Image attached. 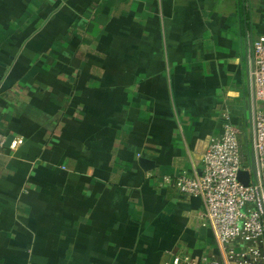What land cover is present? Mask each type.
<instances>
[{
	"label": "crops",
	"instance_id": "crops-1",
	"mask_svg": "<svg viewBox=\"0 0 264 264\" xmlns=\"http://www.w3.org/2000/svg\"><path fill=\"white\" fill-rule=\"evenodd\" d=\"M261 35L264 0H0V264L221 259L164 177L201 174L226 113L252 148Z\"/></svg>",
	"mask_w": 264,
	"mask_h": 264
},
{
	"label": "built area",
	"instance_id": "built-area-1",
	"mask_svg": "<svg viewBox=\"0 0 264 264\" xmlns=\"http://www.w3.org/2000/svg\"><path fill=\"white\" fill-rule=\"evenodd\" d=\"M249 63L255 97L264 102V35L251 42ZM7 135L0 130V155ZM248 172V181L239 179ZM177 183L186 195L200 197L204 204L202 218L209 223L221 248V259L204 256L201 264H264V111L253 120L252 148H245L239 130L229 114H224L222 132L210 138L203 169L196 176H168L164 183ZM172 264H181L174 256Z\"/></svg>",
	"mask_w": 264,
	"mask_h": 264
},
{
	"label": "water",
	"instance_id": "water-1",
	"mask_svg": "<svg viewBox=\"0 0 264 264\" xmlns=\"http://www.w3.org/2000/svg\"><path fill=\"white\" fill-rule=\"evenodd\" d=\"M12 138H13L12 135H10L8 137V141H7L8 144L11 142ZM141 164H142L143 168L150 169V168H152L153 162H151L150 160H148L146 158H142L141 159ZM239 179L241 181H243L244 183H247V181H248V172L247 171H244V170L241 171L239 173Z\"/></svg>",
	"mask_w": 264,
	"mask_h": 264
},
{
	"label": "rangeland",
	"instance_id": "rangeland-1",
	"mask_svg": "<svg viewBox=\"0 0 264 264\" xmlns=\"http://www.w3.org/2000/svg\"><path fill=\"white\" fill-rule=\"evenodd\" d=\"M244 149H245V147H244Z\"/></svg>",
	"mask_w": 264,
	"mask_h": 264
}]
</instances>
